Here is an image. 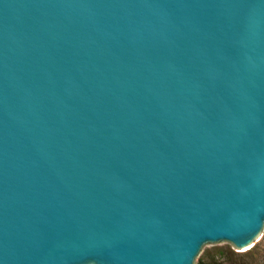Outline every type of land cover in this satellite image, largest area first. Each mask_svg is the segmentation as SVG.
I'll return each instance as SVG.
<instances>
[{
	"label": "water",
	"instance_id": "obj_1",
	"mask_svg": "<svg viewBox=\"0 0 264 264\" xmlns=\"http://www.w3.org/2000/svg\"><path fill=\"white\" fill-rule=\"evenodd\" d=\"M263 231L264 0H0V264Z\"/></svg>",
	"mask_w": 264,
	"mask_h": 264
},
{
	"label": "rangeland",
	"instance_id": "obj_2",
	"mask_svg": "<svg viewBox=\"0 0 264 264\" xmlns=\"http://www.w3.org/2000/svg\"><path fill=\"white\" fill-rule=\"evenodd\" d=\"M231 249L232 251L240 254H245V252H239L235 250L230 244L221 243V244H209L203 247L200 254L194 261V264H199V262L203 264H246L238 258L228 259L227 257H220L217 254L219 249ZM250 250H254V264H264V231L255 241L254 247Z\"/></svg>",
	"mask_w": 264,
	"mask_h": 264
},
{
	"label": "trees",
	"instance_id": "obj_3",
	"mask_svg": "<svg viewBox=\"0 0 264 264\" xmlns=\"http://www.w3.org/2000/svg\"><path fill=\"white\" fill-rule=\"evenodd\" d=\"M217 254L220 257H224V258H238L241 259V261L245 262L246 264H254V250H249L248 252H246L245 254H240V253H236L234 251H232L230 248L229 249H219L217 251ZM199 264H203L201 262H199Z\"/></svg>",
	"mask_w": 264,
	"mask_h": 264
}]
</instances>
